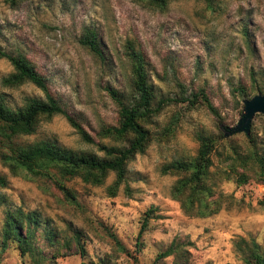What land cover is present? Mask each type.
Listing matches in <instances>:
<instances>
[{"label": "rangeland", "instance_id": "1", "mask_svg": "<svg viewBox=\"0 0 264 264\" xmlns=\"http://www.w3.org/2000/svg\"><path fill=\"white\" fill-rule=\"evenodd\" d=\"M95 31L101 56L83 47L84 29ZM138 51L153 93L162 108L142 125L148 144L126 165V180L109 196L103 184L79 177L61 178L56 168L31 173L0 160V231L7 211H34L30 225L33 259L20 255L15 241L0 240V264H242L235 247L239 238L254 239L264 252V182L257 180L251 154H264V115L255 113L248 132L228 133L243 112V101L264 84V0H170L165 8L147 0H0V50L22 54L45 78L63 114L39 117L34 131L0 136V154L47 142L75 152L103 156L100 145L123 146L131 134L117 140L103 136V125L117 121L114 89L131 100L130 60ZM12 71L0 57V79ZM202 91L216 114L193 95ZM5 103L14 108L29 97H43L28 82L5 87ZM70 116L88 134L81 139ZM213 138L209 152L212 198L224 195L220 209L204 217L188 216L171 196L184 173L165 165L192 161L198 137ZM234 152L247 154L245 183L213 174L227 169ZM213 174V176H212ZM233 174V173H231ZM152 216L137 237L144 212ZM175 252L158 256L169 245ZM36 258V259H35Z\"/></svg>", "mask_w": 264, "mask_h": 264}, {"label": "trees", "instance_id": "2", "mask_svg": "<svg viewBox=\"0 0 264 264\" xmlns=\"http://www.w3.org/2000/svg\"><path fill=\"white\" fill-rule=\"evenodd\" d=\"M9 1L13 2L14 0ZM169 1L147 0V3L151 7L161 10ZM203 1L208 5L211 3V0ZM78 42L91 53L101 56L96 33L92 29H84ZM127 56L130 60L131 86L134 95L131 100H123L119 92L109 89L108 91L118 108V117L116 124L103 125L100 128L103 136L117 140L131 134L132 136L125 145H100L99 149L103 151V156H97L92 153L75 152L47 142H41L17 147L14 150L10 149L9 154L1 153L0 160L3 165L11 173H15L17 167L24 168L31 173L40 172V169L48 167L56 168V172L61 178L77 176L84 183L92 185L103 184L107 174L112 173L113 179L107 185L106 192L109 196L115 195L119 186L125 183L127 162L135 154L143 152L148 144V130L141 121L145 122L156 114L166 102L165 99L160 98L153 103V93L147 80L145 62L141 53L131 49ZM0 57L5 58L12 67V71L0 79L2 86L14 87L28 82L43 93L42 98H26L22 105L14 108L5 103L3 94L0 93V136L8 142L13 137L31 134L39 117L49 118L59 113L63 114V111L57 99L49 92L45 78L25 56L22 54L11 55L0 50ZM256 89L264 94V84ZM198 95L210 112L216 114L205 94L200 91L193 96L195 99H199ZM65 117L83 141H92L78 123L66 114ZM212 139L199 136L197 154L192 161H176L162 168L164 173L175 170L186 174L176 180L171 188V196L178 201L180 209L188 216H208L216 213L223 203L224 195L222 193H218V198H212L213 184L209 183L211 179L209 152L214 146ZM226 158L230 159L229 167L217 169L213 174L218 173L219 177L226 179L233 177L236 183H245L247 176L244 171L238 172L236 170V164L245 167L248 162L247 154L234 152L233 156H226ZM251 158L257 167V180L264 182V154L257 155L256 152H253ZM6 183L5 175L0 174V187H4ZM2 203L3 200L0 197V206ZM152 210L153 208L150 206L144 212L137 237L146 228L148 219L153 217ZM32 224H38L36 212L7 211L1 225V245L4 246L6 241L11 239L16 242L20 255L28 254L33 259L35 248L31 245L32 231L30 225ZM235 247L241 255L242 264H264V252L254 239L239 238ZM173 252H175V248L170 244L158 256H167ZM34 261L37 264L39 259Z\"/></svg>", "mask_w": 264, "mask_h": 264}, {"label": "water", "instance_id": "3", "mask_svg": "<svg viewBox=\"0 0 264 264\" xmlns=\"http://www.w3.org/2000/svg\"><path fill=\"white\" fill-rule=\"evenodd\" d=\"M255 113H262L264 115V94H256L243 101V112L237 124L228 133L238 131L247 133L250 121Z\"/></svg>", "mask_w": 264, "mask_h": 264}]
</instances>
